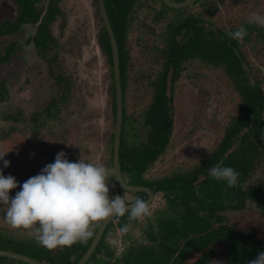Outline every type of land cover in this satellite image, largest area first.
<instances>
[{
  "label": "trees",
  "instance_id": "trees-1",
  "mask_svg": "<svg viewBox=\"0 0 264 264\" xmlns=\"http://www.w3.org/2000/svg\"><path fill=\"white\" fill-rule=\"evenodd\" d=\"M13 1L20 7L19 23H38L35 34L29 41L39 51L50 50L54 39L50 35L48 25L58 13V0L48 1L47 11L41 19L40 14L34 9V4L39 0ZM207 1L211 3L208 15L211 17L218 12L219 4L226 0H199L193 5L208 3ZM104 5L119 57L123 113L119 146L120 170L128 185L150 188L155 194L161 195L164 203L161 209L155 211L153 223L141 228L143 242L132 243L125 248L121 258L112 260L113 251L111 246L104 242L106 237L115 233V224L123 228L125 225L136 223V219H129L127 213L116 217L105 228L100 242L86 264H174L172 260L175 264H180L181 260L178 258L184 259L186 253L192 252L195 243L200 242V245L204 246L214 239L209 231L210 219L214 217L215 211L240 209L246 199L264 201V186L254 188L243 185L247 172L251 171L250 156L245 152L240 151L238 157L235 154L222 163L223 166H230L239 173L236 186L227 187L224 182L216 181L209 176L211 166L230 149L237 133L244 126L248 128L244 140L249 136H255L260 138L259 142H264L262 118L264 95L260 87L263 78L260 76L254 85L250 84L242 64L244 59L242 47L248 48V45H251L253 49L256 48V44H250L251 42L264 43V27L239 21V23H229L227 32L218 28L208 29L201 17L185 16L187 8L173 10L165 6L161 0H104ZM142 11L148 12L147 19L135 21ZM168 14H171V17H168ZM241 24L247 28V35L238 42L231 39L228 33ZM157 26L161 27V32H157ZM8 34L12 33L0 30V43L1 38H5ZM131 43L140 44L142 52L139 59H132L129 46ZM97 44L106 58L109 69L108 98L115 120L111 48L102 22ZM142 44L148 46L144 45L142 48ZM7 57V53L0 54V64ZM195 63L203 64L206 68L219 69L224 74L234 93L236 103L233 106L239 107L241 116L236 117L228 128L218 146V154L208 155L206 159L200 161L201 163L198 160L188 167L178 166L173 171L147 180L145 173L165 154L173 133L174 86L186 67ZM56 76H54L55 82L59 85L64 82L63 89L68 91L69 82L62 76ZM0 98H2L1 93ZM61 101L67 102L65 96ZM51 104L41 115L57 119V112L55 111V114L50 112ZM3 119L17 120L13 115ZM37 119L39 115L33 114L31 120L34 130L42 126L37 124ZM44 139L48 147L55 149V155L59 151L66 152L72 142L70 135L62 136L58 141H52L49 136H44ZM112 141L113 133L110 135L107 168L111 169L110 184L116 185L112 173ZM20 144L22 145L18 140L7 142L5 137H0V149L4 145L15 148ZM239 155L243 156V159L239 158ZM118 190L121 191L119 188ZM137 196L141 198L143 194ZM97 227L90 229L93 234L87 240L77 241L70 246H59L58 248L65 252L59 254L62 260H55L56 263L76 264L91 244ZM205 231L208 234L204 238L198 240L197 237H193ZM180 239L186 240L182 250L177 245ZM0 250L13 251L39 261L46 258L50 251L43 246L39 247L34 238L28 237L23 240L9 235L2 229H0ZM178 251L180 255L175 258V253ZM252 254H249L248 259L256 257ZM70 257H74L72 261ZM4 260L6 259L0 260L1 264ZM50 260L55 262L52 258Z\"/></svg>",
  "mask_w": 264,
  "mask_h": 264
},
{
  "label": "rangeland",
  "instance_id": "rangeland-1",
  "mask_svg": "<svg viewBox=\"0 0 264 264\" xmlns=\"http://www.w3.org/2000/svg\"><path fill=\"white\" fill-rule=\"evenodd\" d=\"M207 2L187 8L184 15L199 16L206 28H218L224 32L228 31L229 23H248L251 13L264 15V0H226L219 4L218 12L211 17H208L211 3ZM9 5L14 9L15 18L19 9L11 3ZM47 5L48 0H41L37 5L39 12L43 13ZM57 8L59 14L48 25L54 39L50 50L39 51L29 41L35 34L34 24L21 26L17 32L1 38L0 54L7 53L8 57L0 64V137H5L7 142L18 140L22 145L15 148L4 145L0 153H7L5 159L10 161V166L3 169L4 174L13 175L21 184L38 174L46 164L54 162L55 149L48 147L43 141L44 136L58 141L62 136L70 135L72 142L65 152L70 161L82 157L93 164L108 167L110 135L114 132L115 122L108 98L109 69L97 44L101 26L97 0H58ZM147 14V11L139 12L135 21L147 19ZM167 16L171 17V14ZM156 29L157 32L162 31L160 26ZM250 44H256V48L251 49V45L242 47L243 68L252 85L262 76L260 87L264 95V43L253 41ZM144 45L148 46L142 44V48ZM129 46L132 59H137L142 52L140 44L131 43ZM186 68L174 86V127L169 146L145 173L147 180L178 166L188 167L197 163L199 158L208 156L221 134L214 133L217 128L213 124L214 115L217 114L221 121L226 111L231 113L230 106L236 103L232 86L219 69L206 68L200 63ZM56 75L69 82L68 91L63 89L64 82L61 85L55 82ZM64 96L66 103L61 101ZM50 104V112L55 114L56 111L57 119L41 115ZM33 114L39 115L37 124L42 125L35 130L31 120ZM10 115L17 120L3 119ZM0 168H3L2 162ZM261 169L258 168L259 173L252 176L254 186L264 182V166ZM18 190L19 187L10 190V196ZM117 194L124 198L125 203L136 198L134 194L119 191L111 183L110 197ZM247 202L250 210L243 214L249 221L256 215L257 205ZM163 203L161 195L156 194L149 215L137 218L134 225L127 226V231L118 230L110 234L106 242L116 252L132 243H142L141 228H146L148 219H152V211L162 207ZM101 221L93 222L90 229L96 228ZM0 229L23 240L34 238L30 230L12 228L6 222L3 206H0Z\"/></svg>",
  "mask_w": 264,
  "mask_h": 264
},
{
  "label": "clouds",
  "instance_id": "clouds-1",
  "mask_svg": "<svg viewBox=\"0 0 264 264\" xmlns=\"http://www.w3.org/2000/svg\"><path fill=\"white\" fill-rule=\"evenodd\" d=\"M247 22L264 27V15L251 13ZM246 35L243 24L228 33L238 42ZM6 154L0 153V206L5 207V220L12 228L30 230L35 241L47 249L87 240L93 234L90 225L104 218L127 213L129 219H136L150 214L144 199L126 204L119 194L110 197L109 168L82 157L70 161L64 151H59L54 162L21 184L13 175L4 174L3 169L10 166ZM209 176L234 187L239 173L230 166L216 165L210 168ZM18 187L10 196V190ZM121 231H127V225ZM246 264H264V250Z\"/></svg>",
  "mask_w": 264,
  "mask_h": 264
},
{
  "label": "flooded vegetation",
  "instance_id": "flooded-vegetation-1",
  "mask_svg": "<svg viewBox=\"0 0 264 264\" xmlns=\"http://www.w3.org/2000/svg\"><path fill=\"white\" fill-rule=\"evenodd\" d=\"M40 1L41 0H39L38 2H36L34 4V9L36 12H38L40 14L39 16L41 19L42 16L45 15L47 8L43 13H40L38 8H37V5ZM2 2H7L9 4L11 3V5H13L17 10L19 9V11H20V7L18 4H16L15 1H13V0H1L0 4ZM19 11H18V14L16 15V17L13 19H8V18L0 19V30L1 31L7 32V33L8 32L9 33L17 32L21 26H24L26 24H34V25H36V28H37L38 23L37 24L31 23V22H26V23H22V24L19 23L18 22ZM58 14H59V9H58V13L56 14V16ZM40 19H39V21H40ZM229 111L232 114L228 113L226 111V114L221 121L218 120L217 114L214 115L215 119H213V121H215V123L213 122V124H214V127L217 126V128H215V130H214V133L218 135V132H220L221 134L219 135L218 140L215 142L214 146L211 149V152L208 155L218 154L217 153L218 146L222 142V140L224 139L228 128H230L232 122L234 121V119L236 117L241 116V111L239 110L238 106H230ZM262 118H263V122H264V112L262 113ZM217 122H218V124H217ZM248 126H249V124H248ZM247 133H248V128H247V126L246 127L244 126L237 133V136H236L235 140L232 142L230 149L227 152H225L222 155V157L218 161H216L211 167L216 166V165H222L223 161L228 160L230 157H232L235 154H237L236 157H238V152H240V151H241V153L245 152V153L249 154V156H250L249 160H250L251 171L247 172V175L244 179L243 185L245 187L256 188L259 186H264V182H260V183L256 184L255 186L252 183V181H253L252 176H255L257 173H259L258 168L260 170H263V169H261V167L264 166V163H263L264 142H259L260 138H256L255 136H253V137L249 136V138H246L244 140V138H245L244 136ZM248 150H251V152ZM239 156H240L239 158L243 159V156H241V155H239ZM206 158H207V156L205 157V159ZM198 160H199V162L200 161L202 162V158H199ZM123 179L125 180L124 177H123ZM126 181L127 180H125V182ZM116 186H117V188H119L117 183H116ZM122 192H124V191H122ZM137 194H143V193H135L134 194V195H136L135 200L138 198ZM153 194H154V200H153V202H154L155 198H156V194L154 192H153ZM141 198L146 200L147 197L145 194H143V196ZM247 201H251L257 205L256 206L257 208L254 210L256 215L254 217L252 216L251 220H249V221H248L247 215L245 216L243 214L244 212H247L250 210V208L247 206V203H248ZM153 202H152V204H153ZM130 203H132V202H130ZM126 204H128V203H126ZM152 204L150 205V207L152 206ZM241 206L242 207L240 209H237V210L226 209L224 211H215L214 217L212 219H210V231H209L213 235L214 239L212 241L208 242L204 246H201L200 242L195 243L194 250L192 252H188L185 254L186 259L185 258L182 259L181 257H179L180 251L176 252L175 258H176V256L179 257L178 259L181 260L180 264H212L214 259L218 258L219 256H222L223 253L225 254L224 264H246V261L251 259V257L248 259L249 254L251 255V253H253L252 255H257L258 251L264 250V201L263 200L258 201V200L246 199ZM247 208H249V209H247ZM157 209H161V207L156 208L155 210L152 211V215H151L152 219H148V223H151V224L153 223V221L155 219V211ZM256 210L258 212H256ZM136 222H137V218H136ZM115 228H116L115 233L118 230L121 231V229H122L117 224H115ZM207 234L208 233H206V231H205V232L200 233L199 235H194L193 237H197V239L199 240L201 238H204L205 235H207ZM108 237H110V235H108L106 237L104 242L107 245H110V244H108V242H106ZM149 243H150V241H149ZM185 243H186V240L180 239L177 243L178 248L181 250L184 249ZM38 246L40 247L39 244H38ZM250 248H252V249H250ZM49 250L50 251L47 253L48 258L47 257L43 258L41 261L36 260L34 258H32V259H34V260H36L42 264H57L56 263L57 261H55V260H60V261L62 260L59 258V254L64 253L65 252L64 250L59 249L58 247L54 248V249H49ZM125 250L126 249L123 248V249H121L120 252H116V250H114V248H112L113 255H114V258L112 260L121 258L122 253ZM4 251H7V250H4ZM10 252H13V251H10ZM14 253H16V252H14ZM17 254H19V253H17ZM20 255H22V254H20ZM23 256H25V255H23ZM26 257H28V256H26ZM29 258H31V257H29ZM49 258L50 259L52 258L55 262L54 263L51 262V260ZM73 258L74 257H70V261H72ZM1 259H6L3 261V264H26L24 262H20L18 260L9 259V258H5V257H3ZM172 263L175 264V261L172 260ZM0 264H1V262H0Z\"/></svg>",
  "mask_w": 264,
  "mask_h": 264
},
{
  "label": "water",
  "instance_id": "water-1",
  "mask_svg": "<svg viewBox=\"0 0 264 264\" xmlns=\"http://www.w3.org/2000/svg\"><path fill=\"white\" fill-rule=\"evenodd\" d=\"M161 1L164 3L165 6H167L170 9L180 10V9L191 7L194 3H196L199 0H183L180 2H174L172 0H161ZM97 4H98V12H99V16L102 22V26L104 27L108 35L109 44L111 48L112 71H113V81H114V91H115V111L116 113H115V120H114L115 124H114L113 141H112V173L114 175L115 182L117 183L118 187L122 191L130 193V194H135V193L145 194L147 197L145 201H147L150 207V205L152 204L154 200L153 192L147 187L128 185L123 179V176L120 170L119 146H120V135H121L123 113H122V93H121V86H120L118 49H117L116 41H115V38L112 32L107 14H106L104 0H97ZM14 15H15L14 9L8 3L2 2L0 4V19L2 18L11 19L14 17ZM115 218L116 217L104 218L101 221L92 239L91 244L89 245L87 251L81 257V259L78 261L77 264H85L89 260V258L94 253V250L96 246L98 245L105 228L107 227L109 223L113 222ZM3 257L9 258V259H15L20 262H24L26 264H42L32 258L23 256L17 253L0 250V259ZM224 260H225V254L223 253L222 256H219L218 258L214 259L212 264H224Z\"/></svg>",
  "mask_w": 264,
  "mask_h": 264
}]
</instances>
